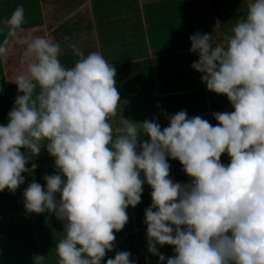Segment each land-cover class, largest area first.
<instances>
[{
    "label": "clouds",
    "instance_id": "obj_1",
    "mask_svg": "<svg viewBox=\"0 0 264 264\" xmlns=\"http://www.w3.org/2000/svg\"><path fill=\"white\" fill-rule=\"evenodd\" d=\"M24 23L19 5L0 20V32L15 36ZM189 40L198 53L191 67L233 111L213 113L215 126L178 111L163 129L155 119L121 116L115 134L109 121L121 101L116 69L100 52L85 55L71 44L77 59L66 67L59 43L42 36L16 41L31 62L12 80L22 95L0 125V191L15 192L28 159L46 147L56 174L46 175L44 186L30 183L23 204L26 212L63 222L57 264H101L145 183L152 189L143 221L147 247L159 262L264 264V0L247 4L222 44L213 46L210 34ZM8 45L7 38L0 42V55ZM168 158L180 162L190 183L169 178ZM157 245L174 246L175 255L166 258ZM129 257L117 252L104 264H133ZM43 261L37 255L33 264Z\"/></svg>",
    "mask_w": 264,
    "mask_h": 264
},
{
    "label": "crops",
    "instance_id": "obj_2",
    "mask_svg": "<svg viewBox=\"0 0 264 264\" xmlns=\"http://www.w3.org/2000/svg\"><path fill=\"white\" fill-rule=\"evenodd\" d=\"M251 0H0V20L23 5L25 23L15 36L7 29L0 42L9 40L7 55H0V125H7L15 98L22 95L12 81L31 62L19 39L42 36L61 46L60 60L66 67L77 57L69 45L78 44L87 55L98 51L116 69V87L121 101L110 119L114 134L121 116L134 122L155 119L161 129L168 117L185 111L189 118L199 115L216 125L215 112H231L227 97L206 89L202 74L191 67L198 53L190 52L189 37L210 34L213 46L223 43L225 33L246 13ZM143 140H147L145 135ZM21 152L30 155L27 149ZM227 165L230 157L222 154ZM169 178L190 183L182 165L168 158ZM28 171L15 192L0 191V264H33L44 256L43 264H57L56 243L63 237V222L54 214L29 213L24 209L23 191L32 182L46 184V175L56 174L54 157L42 147L26 164ZM141 177L143 173L141 172ZM63 178V177H62ZM141 201L128 206V222L115 231L114 247L131 234L142 231L144 212L151 204V187L142 185ZM59 194H57V199Z\"/></svg>",
    "mask_w": 264,
    "mask_h": 264
},
{
    "label": "rangeland",
    "instance_id": "obj_3",
    "mask_svg": "<svg viewBox=\"0 0 264 264\" xmlns=\"http://www.w3.org/2000/svg\"><path fill=\"white\" fill-rule=\"evenodd\" d=\"M156 247L158 253L163 254L166 258L175 255L173 251L174 246L172 245H157ZM121 251H127L130 253L129 258L133 264H150L153 261L157 263L159 259L158 255H154L148 251L146 227L134 235L131 234L120 244L119 248H116L109 256L105 257V261L109 258H114L116 253ZM164 264H166V261Z\"/></svg>",
    "mask_w": 264,
    "mask_h": 264
},
{
    "label": "trees",
    "instance_id": "obj_4",
    "mask_svg": "<svg viewBox=\"0 0 264 264\" xmlns=\"http://www.w3.org/2000/svg\"><path fill=\"white\" fill-rule=\"evenodd\" d=\"M129 259H130V258H129ZM104 262H105V257L102 259L101 264H104ZM150 264H164V262H159V259H158V262H157V263H155V262L153 261V262H151Z\"/></svg>",
    "mask_w": 264,
    "mask_h": 264
}]
</instances>
